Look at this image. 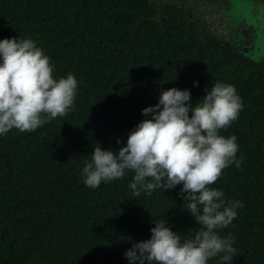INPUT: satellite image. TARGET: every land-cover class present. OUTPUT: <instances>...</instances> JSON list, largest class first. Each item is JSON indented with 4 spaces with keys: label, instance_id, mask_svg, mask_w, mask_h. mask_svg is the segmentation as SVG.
I'll use <instances>...</instances> for the list:
<instances>
[{
    "label": "trees",
    "instance_id": "16d2710c",
    "mask_svg": "<svg viewBox=\"0 0 264 264\" xmlns=\"http://www.w3.org/2000/svg\"><path fill=\"white\" fill-rule=\"evenodd\" d=\"M149 10L148 0H0V39L34 40L54 78L78 81L73 111L34 132L0 136V264H128L124 253L150 237L155 218L191 236L200 225L180 185L133 197L131 172L92 189L80 170L94 147L119 150L117 139L126 141L161 90L190 89L195 103L217 80L243 102L220 130L237 137L241 166L210 185L243 207L217 232L234 238L232 264H264V63L203 43Z\"/></svg>",
    "mask_w": 264,
    "mask_h": 264
},
{
    "label": "clouds",
    "instance_id": "9594fccd",
    "mask_svg": "<svg viewBox=\"0 0 264 264\" xmlns=\"http://www.w3.org/2000/svg\"><path fill=\"white\" fill-rule=\"evenodd\" d=\"M54 65L30 38L0 39V136L12 129L34 132L38 127L75 109L78 81L74 74L54 78ZM198 86V82H193ZM243 102L232 84L215 81L193 103L190 89L161 90L155 105L141 110L144 117L127 134L119 150L94 147L85 160L82 183L96 189L102 182L132 178L133 197L180 185L185 208L200 227L181 239L163 218L153 220L150 237L133 242L124 253L128 264H208L219 257L232 264L236 249L231 234L221 237L243 207L210 187L222 170L239 168L237 137L220 130L238 118Z\"/></svg>",
    "mask_w": 264,
    "mask_h": 264
},
{
    "label": "flooded vegetation",
    "instance_id": "af4514ba",
    "mask_svg": "<svg viewBox=\"0 0 264 264\" xmlns=\"http://www.w3.org/2000/svg\"><path fill=\"white\" fill-rule=\"evenodd\" d=\"M156 16L176 21L203 43H220L264 63V0H148Z\"/></svg>",
    "mask_w": 264,
    "mask_h": 264
}]
</instances>
